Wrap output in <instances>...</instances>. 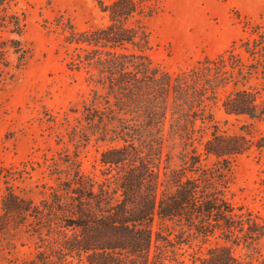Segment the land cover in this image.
Returning a JSON list of instances; mask_svg holds the SVG:
<instances>
[{"label":"trees","instance_id":"1","mask_svg":"<svg viewBox=\"0 0 264 264\" xmlns=\"http://www.w3.org/2000/svg\"><path fill=\"white\" fill-rule=\"evenodd\" d=\"M14 1L0 0V76L8 49L24 55L18 41L2 39L22 32L8 11ZM97 5L101 28H64L73 47L66 65L83 72L89 89L81 140L114 144L100 154L104 179L84 175L77 156L66 155L56 184L38 204L7 188L0 221L22 224L36 238L34 258L14 264H185L178 251L191 238L215 235L250 253L216 244L191 264H264L257 246L264 223L227 197L232 163L252 144L220 131L211 111L220 103L226 115L264 118V101L247 87L252 77L264 76V28L245 23L239 48L246 63L231 48L170 74L145 53L148 7L134 0Z\"/></svg>","mask_w":264,"mask_h":264},{"label":"rangeland","instance_id":"2","mask_svg":"<svg viewBox=\"0 0 264 264\" xmlns=\"http://www.w3.org/2000/svg\"><path fill=\"white\" fill-rule=\"evenodd\" d=\"M98 0H15L9 12L22 25L20 36L3 34L2 39L19 42V51L8 49L7 66L0 76V217L1 200L10 188L21 199L34 204L46 197L56 184V171L64 168L66 155L77 156L81 172L101 183L100 154L114 144L86 133L82 120L89 89L83 72L70 71L67 62L73 47L65 41V26L76 30L99 29L105 19ZM105 5L112 0H101ZM148 7L150 17L142 19L149 33L151 61L170 74L190 68L203 58H214L239 48L247 36L246 22L264 28V0H134ZM18 48V49H19ZM247 87L264 101V76L252 77ZM229 91V89H228ZM225 94H221V97ZM211 111L218 129L227 135L244 136L249 150L232 163L229 202L251 211L264 223V118L226 115L220 103ZM211 130V129H210ZM56 165V167L54 166ZM0 221V264L29 262L34 258L36 238L30 228ZM21 221H18L20 223ZM18 227V228H16ZM156 225L154 229H156ZM178 252L185 264L191 257H204L216 244L228 245L236 255L250 253L217 238L189 240ZM264 254V241L258 245Z\"/></svg>","mask_w":264,"mask_h":264}]
</instances>
